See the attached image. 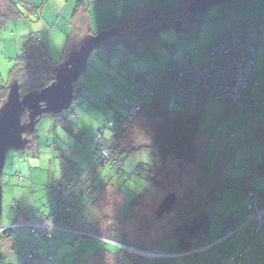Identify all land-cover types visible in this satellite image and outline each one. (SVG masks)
Instances as JSON below:
<instances>
[{
	"label": "rangeland",
	"instance_id": "rangeland-1",
	"mask_svg": "<svg viewBox=\"0 0 264 264\" xmlns=\"http://www.w3.org/2000/svg\"><path fill=\"white\" fill-rule=\"evenodd\" d=\"M12 1L18 3L20 0ZM74 1L70 0V4L66 7L62 6L54 10L52 8L54 4H50V0H34L33 5L38 15L29 13L24 8H19L24 18L21 17L7 22L6 27L0 33V85H7L10 82L9 72L15 65L17 57L21 55L23 47L32 37L45 49L50 66L61 63L66 39L70 34ZM93 1L95 0L86 4L89 9V34L91 35L100 33L102 28L111 27V24L117 22V19L124 20L125 16L134 18L137 14V12H131L132 10H130L134 4L120 3L124 0H108V2L98 0L100 3L90 4ZM136 1L142 3L144 0ZM154 1L150 4H153ZM167 1L174 3L179 0ZM164 4L166 6L168 3ZM184 4H181V6ZM155 8H157L156 4ZM135 10H140V7ZM244 10L252 13V16L243 18L242 12ZM155 11L157 10L149 11L150 14L147 16ZM147 16L131 27L134 30L142 29V32L145 31V28H141V26L142 22H146ZM263 16L264 0H255L249 3L245 9L236 8L229 3L214 6L201 16L203 22L196 38L194 35L185 34L186 36H183L184 33L177 32L173 28H165L156 33L155 40L150 41L149 44H137L132 50L123 45H119L112 54H109L103 47L96 49L88 59V71L86 74H82L78 80L80 89L75 94L76 99L72 102L71 108L63 112L64 114L71 112L77 118L74 123L82 133L80 139L77 140L72 137L62 128H60V131L64 135L61 136L56 131L55 118L50 115H43L35 125V156H33L34 153L31 154L28 150L22 152L9 151L7 153L1 179L3 188L0 232L4 231H2V228L10 226V223L15 221L18 213V210H15L16 205H18L19 211L32 209L37 213L48 212L50 202L53 201L48 189L49 182L53 177L55 179L60 177L61 163H64V160L59 157V153L56 150L51 151L48 147L50 143L55 142L57 147L61 148V151L63 148H70L73 152L69 154L68 150L67 152L66 149H63V153L68 154V161L75 163L76 160L80 169L85 171L88 169V163L92 160L96 148L94 136L98 127L102 123L106 124L108 117L114 115L126 116L127 110L123 102L124 98L129 99L132 104L133 101L128 92L151 78V75L145 73L146 75H142L139 82H135L134 79L128 77L133 71L142 74L147 68H150L152 75L156 76L165 73L185 58H191L194 61L202 60L207 56L204 57L203 55L207 53L217 35L231 28L232 23L247 28L253 21H257ZM83 20L80 21L81 24ZM132 21L135 23L134 19ZM114 32L115 35H118V31ZM123 32L127 31L124 30ZM130 37L132 38L128 39L127 42L133 41L134 36L131 35ZM35 44L30 43L27 45V47L29 46L27 53L30 55L35 53L32 56L35 66H43L40 59L41 52L33 48L36 47ZM32 49L35 51L33 52ZM35 73L36 76H39L38 72ZM252 76L258 79L261 84L260 87L253 89L255 90L253 92L259 94V109L254 112V115L260 122H263L264 38L255 57ZM33 79L35 78L33 77ZM201 93L202 95L197 98L199 101L197 99L194 102L192 101L191 107L194 110L205 102L203 110L200 112L201 122L196 141L197 154L194 166L182 163L173 157H169L162 164L159 162L156 150L150 149L153 145L155 125L160 121L157 118L150 120L140 115L135 121H131L128 126L124 124L117 126L112 133L107 130L108 137L107 135L101 136V138L107 139L106 148L110 152L112 136L124 128L119 149H126L127 151L142 149L127 153L120 158L123 166L120 173L108 168H99L100 173H98L99 170L96 169V176H99L95 185L100 184L97 194H100L101 200L98 207L91 210L87 207L84 214L87 215L88 211L96 214L97 210V213H100L96 222L97 231H100V233L92 234L100 239L66 236L64 237L66 241L64 239H55L56 241H54L55 231L52 232L53 238L50 239L40 238L36 240L31 237L32 242H38V252H41V248L51 250L53 248L52 243L56 242L59 245V242H61V245L57 248L59 254L54 256L51 261L46 260L45 263L49 264L64 259L61 264H69L68 260L78 257L76 252L81 254L79 250L76 251L79 245L75 246L76 242H73H81L80 240L85 245H91L88 249L83 250V254L87 257H91L96 248L106 247L105 245L113 246L109 242L113 240L116 242L123 241L128 245H144L147 250L152 249L150 247L154 245L156 250L163 249V247H167L172 243L173 239L169 238V235L175 226L176 219L184 211L190 213L196 209H198L197 211L205 209V212L212 219L213 230H221L227 220L242 221L243 216L241 215L243 213L247 214V202H243V199L247 197L244 193L245 184L243 179L245 177L248 180L249 176L256 172V167L264 163V145L258 142L259 138L257 136H253L245 143L240 142L245 139V137L242 139V135L251 134L254 127H257L259 123L257 121L252 123L253 119L249 114L247 103L233 107L237 112H234V110L230 113V107L233 106L234 102L211 99L205 101L203 96L208 97V93H205V90ZM246 93L240 94L238 98L243 100ZM163 103L165 107L175 112L183 113L184 111V108L181 109L175 105L173 91H165ZM82 116H87L90 122L83 123ZM46 119H52L53 121L50 135H43L41 132V126ZM231 134H234V137ZM211 136L214 140L217 137V141L210 142L209 138ZM240 139L242 140L240 141ZM97 144L100 148L99 142ZM46 153L50 155V158L46 161L47 166L43 161ZM104 156L107 157H104L106 159L110 156V159L115 158L112 157L111 153ZM29 161H37V163H30ZM247 162L253 167L245 168ZM201 163H204L203 168L200 166ZM54 164L58 168V176L53 167ZM139 167H143V169L138 170ZM148 168H150L151 175L155 178L156 183L151 184L147 180L146 171ZM87 173L88 171L82 178L84 176L92 177L90 175L93 171ZM18 174L22 175L23 180L18 177ZM40 174H43L42 179ZM219 177H229L230 182L227 190L224 187V180ZM252 179L255 181L254 178ZM130 181L135 184V187L129 186ZM140 181H143V183H140ZM251 189L254 191L256 203L264 207V186L254 182ZM80 190L81 187L79 186L78 191ZM172 193L176 196L173 208L162 217L156 218V211L163 198ZM218 195L220 198L212 201ZM60 205H62L61 200ZM61 211L67 210L62 209ZM251 214H253V209H251L250 215L247 216L245 222L247 226L253 224V222L251 223ZM83 217L85 218L84 215ZM15 226L10 240L0 237V245L7 244V246H10L9 249L2 251L0 264H10L13 259L10 260L9 257L24 254L25 244L30 241V235H27L29 228L27 222L20 219ZM49 227H55V223L47 224L46 228ZM112 227L116 231L113 236L109 232ZM249 228L253 229V225ZM46 233L47 231L44 232V234ZM260 237V244L264 245V236ZM161 242L162 244H160ZM249 242H246L241 251L252 256L256 253L259 255V234L252 237ZM11 244L15 245L13 250ZM119 248H121L122 256L126 255L127 257L119 263L116 261L115 264H133L130 259L134 256L129 253V247L126 249L127 251L123 247ZM57 249L54 250L53 248L52 253ZM113 250H116V248L113 247ZM6 253H8L7 256ZM140 256L139 258H143L142 255ZM33 263L36 264V262ZM171 263L165 262L164 264ZM143 264L163 263L159 260L156 263L145 261Z\"/></svg>",
	"mask_w": 264,
	"mask_h": 264
},
{
	"label": "trees",
	"instance_id": "trees-1",
	"mask_svg": "<svg viewBox=\"0 0 264 264\" xmlns=\"http://www.w3.org/2000/svg\"><path fill=\"white\" fill-rule=\"evenodd\" d=\"M253 1H255V0H231L229 3H231L236 8L241 7L242 9H245L246 6ZM19 3H21V4H19ZM85 3L86 2L84 0H77V8L81 7V6H86ZM184 5L181 6L179 4L168 3L165 6V4H163V2L160 1L159 5H158V9H157V11L159 13L158 21L143 22V24L141 26V28H145V31H143V32L141 31L142 29L141 30L140 29L134 30L131 27L132 25H128L129 23H126V24L124 23V26H122V27L127 32H123L124 30L115 28L118 25L117 22L112 23L111 27H106V28L102 29L101 31H105V30L118 31V35L111 37L110 40H108L101 47L105 48L109 52V54H112L115 51V49L118 48L119 45H123V46L132 50L133 47L137 44H141V43L142 44H145V43L149 44L150 41L152 42V40H155L156 35H157L156 33L159 30H162L165 28H173L177 32L184 33V34H182L183 36L194 35L196 38L198 36L197 34L200 31V25L203 21L201 19V16H198V15L194 16V18H190L185 12V6ZM19 8H21V9L24 8L30 13H36V10H35L36 8H34L31 5L30 0H20L18 3L13 2L12 0H0V33L6 27L7 22H9L11 20L18 19V18L20 19L21 17L24 18V16L21 14ZM244 13H248L252 16V13L244 10L242 12L243 18H246L244 16ZM89 27H90V20H89L88 14H87V16L82 21L81 26L77 30L76 34L73 36V38L71 37V34L67 38L68 44L71 47H73L75 45V43L80 38H82L84 35L90 33ZM243 28L244 27L237 26V25L232 26L231 29L229 31L225 32L217 40V42L215 44H217L218 42L223 40L225 35H228L232 32H235L237 29H243ZM260 31L262 34V39H261V43H260V45H261L262 40L264 38V26L261 27ZM131 35L134 36L133 41L127 42L128 39L132 38V37H130ZM30 43L32 45H34L36 43L35 45L38 47L39 51L41 52L40 59L42 61L43 66L42 65L35 66L33 57L27 53V49L29 47V46L27 47V45H29ZM259 46H258V48H259ZM258 48H257V53H258ZM257 53H256V56H257ZM187 59L190 62H196L194 60H191V58H185L184 60H182L181 62H179L177 64H180L182 62H187ZM198 61H200V60H198ZM254 61H255V59H254ZM53 66H50V64H49L47 53H46L45 49L39 43H37L32 37V39H30L28 41V43L23 47L21 55L19 57H17L15 65L13 66V68L9 72L10 82L7 85H0V105L5 100L9 85L12 81H17L18 85L20 86V94L21 95H24L30 91H33V90H40V89L48 86L52 82V75H51V70H50L51 68L50 67H53ZM87 71H88V66H87L86 72ZM35 72H38L39 76H36ZM145 73L151 75V78H149L146 82L141 83L139 86L134 88V90H130L128 92V95L131 96L133 103L131 104L129 99L124 98V100H127V102H128V106H126L125 101L123 100L125 108L127 110L126 111L127 115L124 117L123 116H117V115L108 117L107 123L106 124L102 123L99 126V127H101L100 130H98L99 129V127H98V129L96 131V135L94 136V143L96 145V148L94 150L92 160L90 161V163H88V169L86 171L83 170L81 173L78 170L79 167H78V165H76L77 164L76 160H75V163L68 161V158H67L68 156H66L63 153V151L67 148H63L64 150L62 149V151H61L60 150L61 148L59 149L55 142L50 143V145L48 147H50L51 151L56 150L59 153L58 154L59 157H61L64 160V163H61L62 169L60 172V177L56 178V179L53 177L51 179V181L49 182V186H48L49 192L55 200V208L47 214H39L36 217H39L42 215L49 216L50 214L55 212L58 209V207L60 206V199L58 198V196H56L53 193V189H54L53 184H56L60 188V190H65L69 187L75 186L73 189L74 190L73 194L70 195V199H69L70 205L69 204L65 205L68 208L69 207L72 208V211L70 213H68V212H66V213L62 212L61 213V211H59L58 215H57L56 224L60 228H63V229H67V230H71V231H81V232L87 233L89 235L96 234L98 232L97 228H96V226L93 227L91 225V223L95 219V217L98 216L99 214L97 213V211H96V214L94 212L89 213V211H88L87 215L84 214V210L87 207H89L90 210L94 209L96 207L97 201H96L95 194H97V191L100 188V184H98L97 186L95 185L96 181H97V177L99 176V175L96 176V173H97L96 169L99 170L98 173H100V169H102V168H108L111 170H116L117 173H120L123 169L122 162H121L120 158L123 157L124 155H126L127 153H130L133 151H139L142 149V148H138V149H132L129 151H127L126 149H119L120 140L122 139V132L124 131V128H123L120 131H118L117 133H115L114 136H112L113 137L112 138V145L110 147V152L108 151V154L111 153L112 157L114 156L115 158L113 157L114 159H110V157H111L110 156L108 159H104V160L100 161V160L96 159V155H97L98 150H99L98 144L96 142V138L98 135H101V136L107 135V132H106L107 130L109 133H112L114 128L117 126H122L123 124L128 126L131 123V121H135L140 115H143L145 118L150 119V120L156 119V118L160 120L155 125V135H154V139H153V145H152V148H150V149L156 150L158 158H159V162L161 164L163 162H165L169 157H173L174 159H176L182 163H186V164L194 166V164L196 163V154H197L196 141H197V137L199 134V127H200V122H201L200 112L203 110L205 102L203 103V105L197 106L194 110H192L191 107H192V101L194 102L197 98H199L200 95H202L201 88L197 87V88L192 90V92H191V98L192 99H191V104L189 107L181 106V105H178L176 103V96H175L174 90L172 88L164 87L162 79L157 78L155 80V78L160 76V75H156V76L152 75V71L150 68H147L145 70V72L142 74H138V73L133 71L128 77L134 79L135 82H139L142 75H146ZM252 73H253V70L250 73L249 80H250V82H255L256 85L251 84V86H250L249 90L247 91V93L245 94V96L253 93V91H255V90H253L255 87L261 86V84L259 83V80L255 79L252 76ZM33 77L35 79H33ZM262 85L264 86V81H263ZM74 89H80V84L78 82L76 84H74ZM166 90L173 91L175 105L179 106L181 109L184 108L183 113L182 112L181 113L175 112V111L170 110L164 106L163 99L165 98V95H162V94H165ZM254 94L256 95L257 93H254ZM203 98L205 99V101H208L209 95H208V97L203 96ZM74 99H76V97ZM197 100L199 101V99H197ZM257 100L259 101V97L252 96V99L250 100V103L248 104V110H249L250 115H252L255 111L258 110L259 105H258ZM219 101H222V100H219ZM245 103H246V101L243 99V101L241 102V105H233L230 108L242 106ZM134 104L139 105L140 112L138 115L131 118L130 115H128V113H129L128 111ZM70 108H71V106H70ZM47 115H49V114H47ZM41 117H39L38 119H40ZM52 117L55 118V125L56 126L59 125L60 128H62L65 132H67L72 137L76 138L77 140L80 139L82 133L79 131L78 127L74 123V121H76L77 118L73 115V113H71V112H69L67 114L62 113L58 116H52ZM212 134L214 135V133H212ZM231 136L234 137V134H231ZM107 137H108V135H107ZM28 138H29V142H28V145H27L25 150H28V152L31 154L34 153L33 156H35V150H36L35 149V146H36L35 145L36 144L35 132L31 137H28ZM246 138H247L246 141L250 140L249 135H247ZM105 140H107V139H105ZM113 140H114V142H113ZM209 140H210V142L214 143L215 141H217V137L214 140L211 136L209 138ZM103 143L104 142H101L100 145H103ZM97 162H98V164H97ZM247 167H250V165H247L246 168ZM257 167L259 169V166H257ZM139 169L142 170L143 167H139L138 170ZM87 171H88V173H89V171L90 172L93 171V173L90 175L92 177L90 178L89 176L88 177L84 176V178H82L83 175ZM136 172H137V170H136ZM18 177L22 178V180H23L22 175L18 174ZM146 178H147V180H149L151 182V184L156 183L155 178H153L151 175L150 168H148L146 171ZM219 178L224 180V187L227 190L229 188V182H230L229 177H219ZM79 179H80V182H78ZM79 186L81 187L80 191H78ZM98 195H100V194H97V196ZM246 196H247V206L251 202H254L257 206H259L256 203V198H255L253 190H248L246 192ZM218 198H220L219 195L214 197V199L212 201H215ZM78 204H81V207L84 208V209L81 208V210H83V211L80 213L82 220H81V225H78V224L74 225L73 224V210H74V206H76ZM247 206H246V209H247ZM259 208H264V207L259 206ZM197 210L198 209L193 210L190 213H187L184 211L183 213H181L178 216V218L176 219L177 221L175 222V226L172 229L171 234L169 235V238H172L173 241H172V243H170L166 247V249H165L166 251H163L162 249H160V250L154 249V250L159 251V252H163V253H183V252L193 251L195 249H198L203 244L209 243L208 237H209V234H210V231L212 228V219H211L210 215L207 212H205V209H203L201 211H197ZM83 215L85 216V218L83 217ZM247 215H248V210H247V214L245 216V222H246ZM75 218H77V214H76ZM15 221H13L10 224H13ZM230 222L231 221L227 220V222L224 223L223 233H222L223 235L232 231V229L229 227ZM84 225L87 226V228H89V229L86 228V230L85 229L82 230L81 228ZM255 228L256 227L253 225V230H256L254 232L259 231V228L258 229H255ZM14 230L15 229L0 232V237L4 238L5 240L10 239L13 235ZM115 232H116L115 228H112V230H111L112 236L115 235L114 234ZM59 233L70 234V232L67 233V232H62V231H59ZM27 235H30L29 229H28ZM50 238H44V239H50ZM230 239L233 240L234 235L225 239L224 241L230 240ZM123 244L128 245L125 242H123ZM160 244H162V242ZM113 246H114V244H113ZM25 247H26L25 253L19 256L16 264H21L20 258L24 257L29 252V242H26ZM114 247H116L117 249L119 248L117 245H115ZM136 247H139L142 249L147 248L144 245H140V246H136ZM37 248H38V242L35 243V248L29 252L31 254V259L29 260L30 262L28 264H33V262H35L36 260L39 261L40 263H44L46 260L51 261L53 259V257L55 256V254L52 252L46 253V255H44V256H38L37 255V253H38ZM102 248L104 249L103 246H102ZM152 248H154V247H152ZM218 250H219V248H218V245L216 244L213 247H211L210 249L204 250V251H201L198 253H194V254L189 253L185 256H179L176 258L140 259V260H138L139 262H137V264L138 263L143 264V263H145V261L156 263L159 260H161V261H167L168 260V261L177 262L178 260H182V259H185L188 257H197L203 253H210V252L212 253V260H214V261H212L209 264H218L219 260L221 258V253ZM105 252L106 251H104L103 254ZM237 253L240 254L239 257H235ZM96 254H99V251H97L94 255H96ZM105 254H106L105 257L108 258V264H112L113 262L116 261L117 257L114 256L115 258H112L111 256H113V254L111 252H106ZM247 257L248 256L244 252L241 251V246L239 244L236 246L235 252L232 256L231 264H236V261H238L239 264H249L246 261ZM197 261L199 262V260H197ZM197 261L194 264H198ZM201 264H206V263H205V261H201Z\"/></svg>",
	"mask_w": 264,
	"mask_h": 264
},
{
	"label": "built area",
	"instance_id": "built-area-1",
	"mask_svg": "<svg viewBox=\"0 0 264 264\" xmlns=\"http://www.w3.org/2000/svg\"><path fill=\"white\" fill-rule=\"evenodd\" d=\"M244 16L247 18L251 15L244 13ZM262 26H264V16L257 21H253L247 28L237 29L235 32L225 35L223 40L212 47L210 53L203 60L190 62L187 59V62L177 64L156 77L155 80L157 78L162 79L164 87L172 88L175 92L176 103L181 106H190L192 99L191 92L197 87L201 88L202 91L205 90V93H208L209 99L211 100H222L224 102H234L233 105H241L243 100L241 98L239 99L238 96L247 92L251 84L256 85L255 82H250L249 77L253 70L257 48L261 43L262 34L260 29ZM124 101L126 106H128L127 100ZM128 112V115L135 117L136 114L140 112L139 105L134 104ZM96 142H99V145L101 142H104L103 145H100L96 155V159L102 161L107 158L104 155H108V150L106 148L107 140L101 138V135H98ZM65 155L67 156L68 154ZM53 187V193L58 196L62 205L49 216L42 215L26 221L30 233L29 252L35 248V243L31 241V237L36 240L40 238H50L52 232L55 230L80 234V232L60 228L56 224L58 212L62 209L67 211H61V213L69 211V208L65 205L69 202L73 188L69 187L65 190H60L56 184ZM251 209H253L251 223L253 222L252 225L258 229L264 222V208H259L254 202H251L247 206L248 215H250ZM52 222L55 223V227H49L47 229L46 225H50ZM16 223L17 222L4 227L2 231L14 229ZM46 231L47 233L44 234ZM233 234V232H229L222 235V237L215 242L205 243L195 251L183 253H163L154 249L147 250L136 247L135 245L131 246L125 244L123 248L127 251L126 249L129 247V253L136 258L138 257V259L176 258L185 256L191 252L208 250L214 245L231 237ZM29 252L24 257L20 258L21 264H28L30 262L31 254ZM140 255H142L143 258H139ZM239 256L240 254L237 253L235 257ZM236 264H239V262L236 261Z\"/></svg>",
	"mask_w": 264,
	"mask_h": 264
},
{
	"label": "water",
	"instance_id": "water-1",
	"mask_svg": "<svg viewBox=\"0 0 264 264\" xmlns=\"http://www.w3.org/2000/svg\"><path fill=\"white\" fill-rule=\"evenodd\" d=\"M230 1L188 0L184 5L185 12L190 18H194L196 15H204L214 6L225 5ZM158 19L159 14L155 11L147 16L145 21L153 22ZM113 36V30L84 35L66 52L61 63L50 67L52 82L40 90L21 95L17 81L10 83L6 98L0 105V219L3 188L1 179L7 153L22 152L26 149L28 137L34 134L39 117L47 114L58 116L70 108L75 94L79 91L74 89V84L86 73L90 55ZM25 113L29 114V122L21 126V117ZM175 201L176 196L173 193L164 197L156 211V218L170 211Z\"/></svg>",
	"mask_w": 264,
	"mask_h": 264
},
{
	"label": "crops",
	"instance_id": "crops-1",
	"mask_svg": "<svg viewBox=\"0 0 264 264\" xmlns=\"http://www.w3.org/2000/svg\"><path fill=\"white\" fill-rule=\"evenodd\" d=\"M51 2H50V4H54L53 5V9L54 10H56V9H58L59 7H62V6H64V7H66L68 4H70V0H50ZM86 3L85 4H87V3H89L90 1H92V0H84ZM105 1H107L108 2V0H105ZM150 1V2H149ZM152 1H154V0H144L142 3H138V1H136V0H124L123 2H120L121 4H134L133 6H131V9L130 10H132L131 12H137V14L135 15V17L134 18H132L131 16H125L124 17V20L123 19H121V20H119V19H117V26L115 27V28H117V29H121V30H124V28L122 27V26H124V23L126 24V23H129L128 25H133V24H137V22H139V20L141 21L143 18H145L148 14H150V12L151 11H153V10H157L158 9V5H159V3H160V1H162L163 2V4L164 3H172V2H170V1H167V0H155L154 1V3L153 4H150V3H152ZM185 1H188V0H179L178 2H174V3H172V4H179V5H181V4H184L185 3ZM30 2H31V5L34 7V0H30ZM147 2H149L148 4H147ZM98 3H100V1H98V0H95V1H93L92 3H90V4H98ZM155 4L157 5V8H155ZM146 5H149V6H147L146 7ZM138 7H140V10H138V11H136L135 9H137ZM35 8V7H34ZM148 9V10H147ZM36 10V9H35ZM88 8H87V6H81V7H78L77 8V0H75L74 1V10H73V13H72V18H71V23H70V34H71V37L73 38V36L76 34V32H77V30L79 29V27H80V24H81V20H83V18H85L86 16H87V14H88ZM147 10V11H146ZM145 11V12H144ZM150 11V12H149ZM30 13V12H29ZM32 14H34V15H38L37 14V11H36V13H32ZM88 16H89V14H88ZM132 19H134V21H135V23L132 21ZM89 20H90V17H89ZM234 25H236V23L234 24V23H232V25L231 26H234ZM102 29H104V28H102ZM101 29V30H102ZM231 28H228L227 30H225V31H223V32H221L220 33V35H217V37L214 39V41L211 43V46L208 48V51H207V53L205 54V55H203L204 57L209 53V51H210V49H211V47L217 42V40L225 33V32H227V31H229ZM69 34V35H70ZM68 47H71L69 44H68V39H66V44H65V47H64V49H63V58H64V56H65V54H66V52L69 50V49H67ZM260 47V46H259ZM34 49L36 48V49H38V47L36 46V47H33ZM34 49H32L33 50V52L35 51ZM39 50V49H38ZM29 54V53H28ZM258 54V53H257ZM30 55V54H29ZM35 55V53H33V54H31L30 56H34ZM63 60V59H62ZM254 93H256V92H253V93H251L250 95H246V96H244L243 97V99L246 101V103L247 104H249L250 103V100L252 99V96H257V97H259V94H254ZM162 95H165V94H162ZM258 101V100H257ZM258 105H259V101H258ZM232 107V106H231ZM258 109H259V106H258ZM235 109L234 108H231V111H230V113L232 112V111H234ZM234 112H237L236 110L234 111ZM251 119H253V122L252 123H254V122H258L259 123V125L257 126V127H254V131L251 133V134H243L242 135V133H240V135H242L243 136V138L242 139H244V137H245V139L244 140H242V139H240V143H245V141H246V136L247 135H249L250 136V138H252L253 136H257L258 138H259V140H258V142L259 143H262L263 145H264V121L263 122H260L259 121V119L256 117V115H254V113L251 115ZM229 138V137H228ZM249 138V139H250ZM264 147V146H263ZM204 162V161H203ZM203 164L204 163H201L200 164V166H201V168H203ZM250 165V167H253L250 163H246V166L247 165ZM77 165V164H76ZM246 166H245V168H246ZM259 166V169H258V167L256 168V172H253L250 176H249V179L247 180V178H245L244 177V184H245V189H244V193H246L248 190H253V189H251V186H253V183L254 182H258L259 183V185L260 186H264V163H262V164H259L258 165ZM250 167H247V168H250ZM81 173H82V169H78ZM252 178H254V180L255 181H253V179ZM95 196H96V201H97V203H96V207H98V203H99V201L101 200L100 198H101V196L100 195H98L97 196V194H95ZM247 198V197H246ZM246 198H244L243 199V202L244 203H246L247 202V199ZM13 207H15V205L13 206ZM55 208V200H54V198H53V201H51L50 202V205H49V210H48V212L47 213H49L51 210H53ZM81 204H78V205H76V206H74V210H73V224L74 225H81V215H80V213L83 211V210H81ZM82 209H84V208H82ZM15 210H18V213L16 214V218H15V220H17V219H22V220H24V221H28V220H30L31 218H35L36 216H38L39 214H47V213H37V212H35V211H33L32 209H26V210H23V211H19V209H18V205H16V207H15ZM98 211V210H97ZM76 214H77V218H75V216H76ZM100 216V213H99V215L98 216H96L95 217V219L92 221V223H91V225L94 227V226H96V222L98 221V217ZM241 216H243V219H242V221L241 222H236L235 221V219H231L230 221V224H229V227L232 229V231L231 232H233L234 234V239L233 240H226V241H222V242H220L219 244H217L218 245V248H219V252L221 253V258H220V260H219V263L218 264H231V261H232V256H233V254H234V252H235V249H236V246L237 245H239L240 244V246H241V250H242V248L244 247V245L246 244V242L248 241V243H250L249 241L251 240V238L252 237H254L255 235H258L259 234V255H257V253L254 255V256H252V255H250V254H246L244 251V253L248 256L247 257V262L249 263V264H264V245L263 244H260V241H261V237L260 236H264V223L263 224H261V226L259 227V231H257V232H254V231H256V230H253L252 228L250 229L249 227L250 226H252V225H245V214L243 213ZM86 228H87V226H83L81 229L83 230V229H85L86 230ZM113 228V227H112ZM112 228H110V230H109V232H110V234H111V230H112ZM87 229H89V228H87ZM230 229V230H231ZM256 229V228H255ZM54 232V231H53ZM76 232H80V234H76V233H74V232H71L70 234H62V233H59V231L57 230H55V233H54V241H56V240H61V239H64V241H66V238H64V237H66V236H70V237H81L82 239H84V237L85 238H90V239H100V238H97L96 236H93V235H89V234H87V233H84V232H81V231H76ZM100 233V231H98V233L97 234H99ZM223 233V226H222V229L221 230H213L212 228H211V231H210V234H209V237H208V241H209V243H212V242H215V241H217V240H219L221 237H222V234ZM72 234V235H71ZM27 236V235H26ZM52 237V236H51ZM52 237V238H53ZM56 239V240H55ZM10 240V239H9ZM102 240V239H101ZM63 241V242H64ZM69 241V240H68ZM81 242H79V241H73V242H76L75 243V246L78 244L79 245V247H78V249H76V251L77 250H79L80 251V253L82 254H79V253H77L76 251V254H78V257L76 258V259H71V260H68V262H69V264H108V258H106L105 257V253L106 252H111L112 254H113V256H111L112 258H115V257H117V259H116V261L119 263L121 260H124L125 259V257H127L126 255L125 256H122L123 254H122V252H121V248H116V250H113V247L115 246V245H117L118 247H123L124 246V244L122 243V242H116V241H109V242H114L113 244H115L114 246H111V245H105L106 247H104V249L102 248V247H100V248H96L95 249V251H94V253H93V255L91 256V257H87V256H85L84 254H83V250H86V249H88L91 245L90 244H88V245H85L83 242H82V240H80ZM79 242V243H78ZM107 243V242H106ZM238 243V244H237ZM63 244V243H62ZM108 244V243H107ZM128 244V243H127ZM52 245H53V248H54V250H56L57 248H59V246L61 245V242H59V245H57L56 244V242L55 243H52ZM130 245H132V244H130ZM56 246V247H55ZM14 247H15V245L14 244H11V248H12V250L14 249ZM152 247H154V248H152ZM217 247V246H216ZM10 248V246H7V244L6 245H4V244H2V245H0V258H1V256H2V251H5V250H7V249H9ZM53 248H51V250L50 249H44V248H41V252H38L37 253V255L38 256H43L44 254H46V252L47 253H49V252H52V250H53ZM150 248H152V249H155V245L154 246H151ZM166 249V247H163V251H166L165 250ZM82 250V251H81ZM196 250V249H195ZM194 250V251H195ZM73 251V250H72ZM97 251H99V254H96V255H94ZM104 251H106L104 254H103V252ZM59 252V250L57 249V251H54L53 253L55 254V256H57V254H59L58 253ZM85 252V251H84ZM199 252V251H198ZM198 252H191L192 254H194V253H198ZM6 256L8 255V253H6L5 254ZM21 254H18L17 255V257H13L14 259H13V261L10 263V264H16L17 263V261H18V258H19V256H20ZM115 256V257H114ZM128 256H132V255H128ZM259 256V257H258ZM133 257V256H132ZM138 260H140V259H137L136 257H133V258H131L130 259V261L133 263V264H135V263H137V262H139ZM197 260H199V262L197 261ZM115 261V262H116ZM196 261L198 262V264H201V261H205V263L206 264H209V263H211L212 261H214V260H212V253L210 252V253H203V254H201V255H199V256H197V257H188V258H185V259H182V260H178L177 262H174V261H162V263L164 264L165 262L166 263H169V262H172L171 264H194V263H196ZM36 262V264H48V263H40L39 261H35ZM61 262H64V259L62 260H60V261H55V262H50L49 264H61ZM115 262H113L112 264H115ZM117 263V264H118ZM33 264H35V263H33ZM66 264V263H65Z\"/></svg>",
	"mask_w": 264,
	"mask_h": 264
},
{
	"label": "clouds",
	"instance_id": "clouds-1",
	"mask_svg": "<svg viewBox=\"0 0 264 264\" xmlns=\"http://www.w3.org/2000/svg\"><path fill=\"white\" fill-rule=\"evenodd\" d=\"M82 121L83 123L87 124L89 123V118L87 116H82ZM29 122V114L28 113H25L22 115L21 117V126H23L24 124H27ZM53 121L52 119H46L42 126H41V132L43 135H50V128H51V125H52ZM56 131L60 133L61 136L64 135L63 132L60 131V126L57 125L56 127ZM24 136V134H22V137ZM50 158V155L48 153H46L43 157V161L45 162V166L46 165V161ZM145 159H147V157H145ZM30 163H37V161H29ZM54 169L56 170V174L57 176L59 175V171H58V168L56 167V165L54 164L53 165ZM43 177V174H40V178L42 179ZM140 183H143V181H140ZM129 186L130 187H135V184L133 182H129ZM10 260L14 259L13 257H9Z\"/></svg>",
	"mask_w": 264,
	"mask_h": 264
},
{
	"label": "flooded vegetation",
	"instance_id": "flooded-vegetation-1",
	"mask_svg": "<svg viewBox=\"0 0 264 264\" xmlns=\"http://www.w3.org/2000/svg\"><path fill=\"white\" fill-rule=\"evenodd\" d=\"M157 12H158V11H157ZM142 23H143V22H142ZM67 150H68L69 152H68ZM66 151L68 152V154L73 152V151H71L70 148H67ZM66 154H67V153H66ZM67 156H68V155H67ZM78 182H80V179H79ZM74 187H75V186H72V187H70V188H73V189H74ZM73 191H74V190H73ZM73 191H72L71 195L73 194ZM68 204L70 205V200H69ZM71 211H72V208L69 207V211H68V213H70ZM18 221H19V219H17L15 222H18ZM15 222H14V223H15Z\"/></svg>",
	"mask_w": 264,
	"mask_h": 264
}]
</instances>
